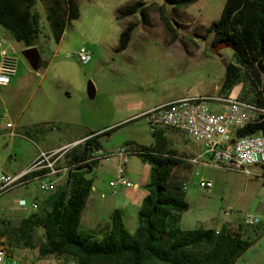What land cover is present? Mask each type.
<instances>
[{
    "label": "rangeland",
    "instance_id": "374dc122",
    "mask_svg": "<svg viewBox=\"0 0 264 264\" xmlns=\"http://www.w3.org/2000/svg\"><path fill=\"white\" fill-rule=\"evenodd\" d=\"M225 1L200 0L187 8L175 10L165 0H76L79 17L67 26L61 42L57 44L47 21V5L37 0L34 13L38 19L41 50V66L37 70L23 56L24 47L0 26V39L7 40L8 45H15L21 66L24 65L34 75H42L51 65L44 78L29 79L18 90L0 87V173L19 168L34 152L38 153L39 148L57 146L65 138L66 135L60 136L59 131L66 128L56 122L41 125L37 134L20 131V137L5 135L7 122H3L4 117L13 123L15 115L24 109L23 122H26L41 99L50 102L43 109L42 116L50 117L57 113V109L52 108L53 104L64 109L70 107L65 118L74 116L80 128L89 123L88 108L93 106L95 98V135L108 132L99 136L98 142L103 147L101 152L109 155L122 146H129L135 153L155 144L154 132L144 120L125 117L133 108L207 96L213 90V95L221 96L226 65L234 62V52L225 48L217 56L213 51L214 37L207 30L219 21ZM128 7L134 8L135 13L120 19L119 12ZM142 10L147 11L149 25L143 24ZM129 23L137 25L132 40L125 51H118ZM80 48H86L93 56L85 67L78 63L76 56H68ZM91 85L95 87L94 94ZM231 97L238 98V95ZM212 109L223 112L215 103H212ZM159 129L165 133L170 130L165 127ZM166 135L169 149L179 152L184 149L182 140H172V135ZM62 164L66 165L65 162ZM128 165L138 174L143 161L139 155L132 154ZM119 166V158L113 157L109 161H101L88 176L96 190L93 197H97L101 223H110L109 214L113 206L108 203L112 204L115 195L109 183L116 180ZM188 168L184 166L176 170V175L184 179L186 201L190 206V210L181 216L179 226L182 230L217 229L227 223L245 225L249 217L264 223V169L252 167L250 176L214 166L195 164L190 172ZM201 180L210 181L212 188H201ZM48 197L49 194L40 191L38 182L0 196V227L3 226L1 221L18 225L21 213L34 211L30 207L34 199L40 198V206ZM20 198L27 200L29 206L26 209L18 208L16 202ZM102 203L106 206H101ZM140 208L129 209L132 218L127 229L132 233L138 227ZM11 257L5 264H63L66 261L50 257L45 262L38 259L36 250H18ZM260 262L264 264V242L249 249L237 264Z\"/></svg>",
    "mask_w": 264,
    "mask_h": 264
},
{
    "label": "trees",
    "instance_id": "16d2710c",
    "mask_svg": "<svg viewBox=\"0 0 264 264\" xmlns=\"http://www.w3.org/2000/svg\"><path fill=\"white\" fill-rule=\"evenodd\" d=\"M36 1L0 0V26L25 50L36 47L41 51L34 13ZM39 1L47 5V21L59 44L67 26L79 17L76 0ZM199 1L165 0L175 10ZM134 13L135 9L128 7L118 15L122 19ZM140 13L143 24L149 25L147 11ZM136 27L134 23L128 24L118 51L128 48ZM207 33L214 37L213 47L226 44L234 52V62L226 65L220 95L236 94L240 100L264 107V0H227L219 21ZM103 134H90L82 144L64 154L67 180L36 210L21 214L16 226L1 221L0 249L9 257L18 250H36L40 260L56 257L77 264H236L253 247L254 241L244 239L228 225L220 230L180 228L181 216L190 206L184 179L176 175V170L188 165L175 150L169 149L157 131L153 133V146L133 153L151 167L148 194L138 212L136 231L129 233L122 211L116 210L110 217V230L101 240L83 233L82 213L93 190V180L88 176L99 164L89 161L97 151H102L98 138ZM245 135L264 136V121L237 132L238 137Z\"/></svg>",
    "mask_w": 264,
    "mask_h": 264
},
{
    "label": "built area",
    "instance_id": "2783aa9c",
    "mask_svg": "<svg viewBox=\"0 0 264 264\" xmlns=\"http://www.w3.org/2000/svg\"><path fill=\"white\" fill-rule=\"evenodd\" d=\"M10 50L7 40L0 39V87L8 86L17 74L18 60L11 55ZM68 56H76L82 67L90 64L93 57L86 48H80ZM212 103L219 105L223 112H214ZM141 119L150 126L153 132L157 131L159 127L183 131L189 142L203 147L202 154L187 160L192 164L203 163L209 167H221L229 171L243 172L250 176L252 175L250 168L264 167V136H237L239 130L257 126L264 121V107L231 96L207 95L157 105L134 118V120ZM6 120L7 117H4L3 122L6 123ZM6 128L13 129L14 126L11 123H6ZM10 135L11 137L18 136L13 131ZM84 141L76 142L55 152L41 153L25 171L18 174L1 173L0 196L33 182L39 183V189L43 194H51L56 189L53 179L62 172L58 164L62 156ZM133 153L129 146H123L109 155L97 151L89 163L109 161L113 157H121L126 163ZM203 156H206L207 160L203 161ZM66 171H68L67 168ZM121 186L126 189H133L135 186L127 178L124 166H119L116 180L110 182L114 195L117 194L118 188ZM200 186L209 190L213 185L211 182L203 181ZM17 205L21 209H26L29 206L26 200H19ZM30 207L36 210L38 203L32 202ZM259 224L258 219L249 217L245 220L247 226ZM8 258V254L0 249V264H4ZM64 264L77 263L70 260Z\"/></svg>",
    "mask_w": 264,
    "mask_h": 264
},
{
    "label": "crops",
    "instance_id": "0c3cea01",
    "mask_svg": "<svg viewBox=\"0 0 264 264\" xmlns=\"http://www.w3.org/2000/svg\"><path fill=\"white\" fill-rule=\"evenodd\" d=\"M9 46L11 48V50H10L11 55L18 60L17 74L15 77L12 78L11 83L4 88H7V89L13 88L15 90L16 89L18 90L21 88V84L23 82L26 83L29 79L31 81L36 80L37 77H40L42 79L47 75L48 71L51 68L50 67L51 65L46 67L45 72L42 75H40V74L34 75V74H32V72L30 70H27L24 65L21 66V61L19 59V56H17L18 55V49L15 47V45L10 44ZM24 51H25V49H24ZM94 90H95V87H94ZM234 95H236V94H234ZM204 96H206V95H204ZM93 98H89V99H93ZM96 101L97 100L94 98L93 106L88 108V111H89L88 116L90 119L89 123L84 124L80 128H79L78 124L75 123L77 121H74L75 120L74 116L70 115L69 117L65 118L67 116V112L68 111L70 112V107H67L66 108L67 110H66V109H64L63 106L53 104L52 108H54V110L57 109V113L53 114L50 117L49 116H46V117L42 116L41 113L43 112V109L45 108V106L50 105V102L47 99H41L36 104L35 109H34V113H32L30 115V117H29L30 120H27L26 122H23V117H24L23 110L24 109L22 111H19L15 115L16 121H14L13 123L7 117L8 118L7 123L10 122L14 126L13 129H7L5 127L6 125L4 126L5 127L4 129L6 131L5 135H7L9 137H11L10 134L12 131L18 135L16 137H20L22 135L20 131H24V133H26V134L29 132L32 134H37L39 132L38 127H40L41 125H44L47 122H52V123L56 122L60 125L63 124L64 128H66V130L59 131V132H60V136H62V137L64 135H66V136H65V138H63L60 141V143L57 146H46L44 149L39 148L38 149L39 152L38 153H37V151L34 152V154L24 164H22L19 168L14 169V170L7 169V170L2 171L1 173H7V174L15 175V174H18L20 172H23L35 160H37V158L40 156L41 153H50V152H55V151L64 149V148H66V147H68V146H70L76 142L86 140L90 134H93V133L97 134V102ZM149 106H152V105H149ZM149 106H146V107L141 106L142 108L141 107L133 108L132 110L127 112L128 114L125 115V117L131 116L129 118H135L136 116L140 115L141 113H143V112H145V111H147V110H149V109H151L157 105H154L152 107H149ZM62 113L64 114V117L62 116ZM33 116H35V117L33 118ZM128 119H125V120H128ZM77 128H79V131L77 130ZM51 130L53 131V129H51ZM167 131L168 132L165 133L163 130H160L159 128L157 129V132L162 134V137L164 138V140L167 139L166 134H170V135H172V140L176 138L178 140L183 141V143L185 144L184 149L181 152H179L175 149L174 150L182 156V159L186 160V162H187L186 164L189 166L188 170L190 172L191 168L195 164H192V163L188 162L187 160L193 159V158L199 156L200 154H202L204 151L203 147L197 146L196 144L189 142L187 140L184 132H179V131H175V130H167ZM11 138H13V137H11ZM117 149H119V148H117ZM102 150H103V147H102ZM64 157L65 156L63 155L61 158L62 160L59 161V163L61 164L60 168L62 169V172L59 174V176H57L55 179H53L55 184H56V188L61 186V185H64L66 180H67V175H68V171H66L67 166L65 164H62V163H64V159H63ZM118 158H119V165L124 166V168L126 170L127 178L135 186L133 189H126L122 186L118 188V192L115 195L114 200H112V204L108 203L109 206L110 205L113 206L112 207L113 209L111 210V213L109 214V218L111 217V215L114 211H116V210L122 211L123 221H124V224L127 228V225L129 224V222L131 221L130 219L132 218V217H130V213H129L130 207L141 206L144 198L148 194L146 186L150 182L151 167L148 164L143 163V166H141L140 171L138 172V174H136L129 169L128 164L130 162V158L128 159V161L126 163L124 162V160L121 157H118ZM202 160L203 161L207 160V157L203 156ZM196 165H204V164L199 163ZM204 166H206V165H204ZM206 167H209V166H206ZM260 168L264 169V167H260ZM203 181H205V180H201V182H203ZM201 182H200V184H201ZM207 182H210V181H207ZM109 185H110V183H109ZM94 193H96L95 188L92 190V192H91V194L87 200L85 209L82 213L81 231L87 235L93 236L95 239L101 240L104 237V235L110 230L111 221H110V223H108V222L101 223V220H100L101 211L98 210L97 197H93ZM46 196H48V195H45L44 197H46ZM19 200H26V199L20 198L17 200V202ZM32 202L40 203V198L34 199ZM101 206L105 207L106 203H102ZM226 225H228L230 227V229L233 230L234 232H240L242 234V236L244 237V239L254 241L253 247L260 246L264 242V223H262V222H261V224H259V226L254 227V228H247L244 226V224L233 225V223L232 224L227 223ZM83 227H85L86 229L84 230ZM206 229H214V228H206ZM220 229L221 228H217L215 230H220ZM129 233L132 234V232H130V231H129ZM11 258H13V257H9L7 260H9ZM7 260L5 261V263L7 262ZM44 261L46 262L47 259H44ZM62 263L64 264V263H66V261H63ZM259 264H262V263L260 262Z\"/></svg>",
    "mask_w": 264,
    "mask_h": 264
},
{
    "label": "water",
    "instance_id": "95a60500",
    "mask_svg": "<svg viewBox=\"0 0 264 264\" xmlns=\"http://www.w3.org/2000/svg\"><path fill=\"white\" fill-rule=\"evenodd\" d=\"M225 48H230V47L226 44H218L216 47H214L213 51L215 52V54L217 56H219L221 50H223ZM23 56L26 58V60L29 62V64L31 65V67L33 69L37 70L40 68V66H41V55H40L38 48L34 47V48H30V49L25 50L23 52ZM91 92L93 94L95 92L94 87L92 85H91ZM213 93H214V90L209 95L212 96ZM93 94H91V95L93 96Z\"/></svg>",
    "mask_w": 264,
    "mask_h": 264
}]
</instances>
